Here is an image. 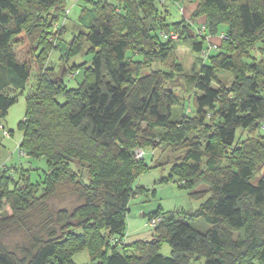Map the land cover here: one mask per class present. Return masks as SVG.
I'll return each instance as SVG.
<instances>
[{
  "label": "trees",
  "instance_id": "1",
  "mask_svg": "<svg viewBox=\"0 0 264 264\" xmlns=\"http://www.w3.org/2000/svg\"><path fill=\"white\" fill-rule=\"evenodd\" d=\"M68 1L0 0V130L16 101L9 92L25 88L32 68L36 85L25 95L18 147L47 162L40 194L28 170L8 166L27 177L11 214L0 215V264H73L82 250L91 264H264V149L240 150L237 135L248 130L255 142L264 138V0H198L193 16H204L205 34L225 25L220 33L226 38L209 40L216 47L184 75L186 97L165 87L169 72L160 67L173 44L176 49L189 38L190 23L167 24V11L159 16L155 6L162 0H74L81 5L82 30L65 41ZM159 31L178 37L163 38ZM205 42L192 40L190 47L198 55ZM85 43L90 65L64 67L72 77L84 70L80 84L69 87L48 66L49 54L57 47L66 64ZM222 72L232 75L229 87L220 84ZM174 107L182 111L173 118ZM193 128L200 134L175 137ZM165 141L184 153L183 170L171 169L185 181L181 186L204 200L188 219L163 212L149 226V240L127 243L128 202L141 192L136 181L148 169L134 149L154 150ZM8 177L0 168V200ZM198 178L209 184L207 195L193 190ZM69 196L77 201L70 209H50L51 199ZM192 218L209 228L199 231ZM12 226L25 232L16 247L2 241ZM162 243L169 256L159 252Z\"/></svg>",
  "mask_w": 264,
  "mask_h": 264
},
{
  "label": "rangeland",
  "instance_id": "2",
  "mask_svg": "<svg viewBox=\"0 0 264 264\" xmlns=\"http://www.w3.org/2000/svg\"><path fill=\"white\" fill-rule=\"evenodd\" d=\"M197 4L198 0H162L161 2H156L155 5L157 8V14L159 16L160 14L165 15L164 10L167 11V15H165V22L167 24H174L180 22L182 19L185 20V23H190V27H188L189 38L185 40L184 38L180 39L177 42L178 46L176 49L174 43V47L169 53V56L162 59L163 62L162 66L160 67V69L163 71L169 72L164 83L165 87L182 97H186L188 93V89L182 85L184 75L192 74L194 69L200 66L196 63V58L200 57V55L199 53L197 55L193 49H191V41L209 39L212 42L219 44L221 43L220 36L222 35L220 32L226 31V26L221 25L215 35L211 36L207 33L201 35L202 32H200L201 28L199 26H201L202 22L204 21V16H193ZM80 7L81 5L76 3L74 0H69L67 2L66 8H69V13L68 18L64 19L63 25L66 29L62 36L65 41H68L72 35L82 30L81 25L78 23ZM159 36L175 40L178 37V34L175 33V31H170L168 33L159 31ZM56 48L53 49L49 54L47 61L48 66L52 67L57 74L62 76L64 82L69 87L78 86V84H80V82L83 80V68L79 67V70L72 78L71 74L73 73L62 71L64 67L66 68V65H80L82 67H87L90 65L92 54L88 52L89 45L87 43L82 45L81 49L76 54L71 56L66 64L61 59L60 52ZM127 55H130V52H127ZM152 68H159V65L154 64L152 65ZM144 72L147 71L145 70ZM35 75L36 72L31 68L25 88L23 90H12L9 92V95L15 97L16 101L7 109L4 118L1 120L4 129L11 132L8 136H5L0 130V168L6 169L9 172V177L4 179L2 185L5 198L0 200V215L4 212L8 215L11 214L10 205L15 202L14 197L16 190L21 187L22 179L26 180L27 177L25 172L21 175L17 174L12 168L8 169V166H21L24 170H28L30 173V180L35 186L37 194H40L44 189V175L47 170L46 159L44 157L35 158L29 155L20 154V149L18 147L19 140L22 137V131L19 128L18 123L24 118L26 110L25 95L36 85ZM220 80V84H222L223 87H229L232 84V75L229 72H222L220 73ZM58 100H64L63 96L59 95ZM180 109L181 107H174L173 118L178 112L182 111ZM175 111H177L176 114ZM187 114H193V107L192 111ZM193 132H195V135L196 133L198 135L200 134V132L193 128L186 133L180 130L178 135L175 137H180V139L183 140L186 136L191 137ZM238 134L241 136L240 140H238V147L240 150L244 148L247 151H251V149L257 146L258 149H264V138H259V141L257 140V142H255L254 138H257V136L248 130L242 132L237 130V135ZM172 146L173 145L170 142L165 141L164 143H160L154 150L142 148L146 152V155L143 158L137 159L134 156L136 161L144 159V163L148 164V169L140 174L136 181V184L138 183L142 189L140 193L136 194L134 197H131L128 202L126 224L127 228L129 223L131 228L140 227L139 232L142 233V235L150 232V227H147V225L149 226L147 220L149 221L150 219L154 218L161 220L163 212L170 214L173 213V217L183 215L188 219V215L195 211L200 206V203L204 200L203 198L199 199L192 197L190 195V191L181 186V184H186L185 181H181L179 175L172 172L171 169L175 168V165V169L177 171L183 170V166L180 165V162L184 155L182 150H179L177 147L175 150H173ZM199 180L200 179L198 178V183H196V187L193 190H195L197 193L203 191V193H206L207 195V191L210 187L209 184L205 181ZM76 202L77 201L73 196L66 198H54L50 200L49 207L50 209H58L61 207L70 209L76 204ZM158 209L161 211L158 216H151L148 218L152 212ZM141 212H143V214H141ZM250 222H253V219H251ZM189 223L199 231H205L209 228L208 223L201 218H192ZM142 225H146V227H143ZM24 233L25 232L23 230L12 226L8 231L3 233L2 241L10 247L19 246L25 242ZM235 237L241 238L242 231L237 230L235 232ZM159 252L164 256H169L171 254L169 245L167 243H162ZM72 262L73 264H91L90 257L86 250H82L74 254L72 257Z\"/></svg>",
  "mask_w": 264,
  "mask_h": 264
},
{
  "label": "built area",
  "instance_id": "3",
  "mask_svg": "<svg viewBox=\"0 0 264 264\" xmlns=\"http://www.w3.org/2000/svg\"><path fill=\"white\" fill-rule=\"evenodd\" d=\"M65 1H68V0H65ZM180 1H182V0H180ZM63 12H64V15H67L68 13H69V8H64L63 9ZM200 28H201V31L200 32H202L201 33V35H203V34H205V24H201V26H199ZM175 37H176V34H175ZM226 36L224 35V34H222L221 36H220V38H225ZM206 42H207V46L206 47H204L203 49H201V51L199 52V55H200V57H202V58H206L207 57V55L209 54V52H210V50L211 49H213V48H215L216 47V45L215 44H212V43H209L208 41H209V39L208 40H205ZM71 77H72V74H71ZM261 129L262 130H264V123H262L261 124ZM2 132H3V134L5 135V136H8L9 135V132L8 131H6L5 129H2ZM18 145H19V143H18ZM19 153L20 154H25V152L23 151V150H19ZM146 155V152L142 149V148H135L134 149V156L138 159V158H143L144 156ZM160 221V219H156V218H154V219H150L149 221H148V224H149V226L150 227H154L158 222ZM116 241H115V239L114 238H111L110 239V243H115Z\"/></svg>",
  "mask_w": 264,
  "mask_h": 264
},
{
  "label": "crops",
  "instance_id": "4",
  "mask_svg": "<svg viewBox=\"0 0 264 264\" xmlns=\"http://www.w3.org/2000/svg\"><path fill=\"white\" fill-rule=\"evenodd\" d=\"M138 185V183H137ZM141 214H143V212H141ZM147 224V223H146ZM130 225V223H129ZM128 225V228H127V234L125 236V241L127 243H132V242H135V241H138V240H149L152 236V229L150 228V232L147 233V234H143L140 233V227H133L131 228V225L129 226ZM143 227H146V225H142ZM147 227H149L147 225Z\"/></svg>",
  "mask_w": 264,
  "mask_h": 264
},
{
  "label": "water",
  "instance_id": "5",
  "mask_svg": "<svg viewBox=\"0 0 264 264\" xmlns=\"http://www.w3.org/2000/svg\"><path fill=\"white\" fill-rule=\"evenodd\" d=\"M64 70V69H63ZM28 154V153H27Z\"/></svg>",
  "mask_w": 264,
  "mask_h": 264
}]
</instances>
